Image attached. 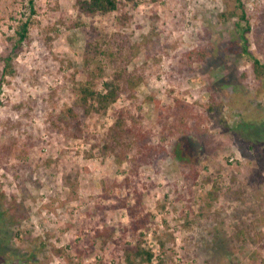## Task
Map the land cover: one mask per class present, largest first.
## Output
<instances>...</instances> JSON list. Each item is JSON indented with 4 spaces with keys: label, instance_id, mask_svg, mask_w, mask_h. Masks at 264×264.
Returning a JSON list of instances; mask_svg holds the SVG:
<instances>
[{
    "label": "rangeland",
    "instance_id": "1",
    "mask_svg": "<svg viewBox=\"0 0 264 264\" xmlns=\"http://www.w3.org/2000/svg\"><path fill=\"white\" fill-rule=\"evenodd\" d=\"M76 3L36 1L39 24L10 76L4 74L12 49L7 38L29 5L0 0V264H126L120 242L132 240L124 236L129 215L120 202L134 200L130 187L114 183L124 182L130 166L119 168L113 155L93 149L122 109L140 115L153 144L170 152L181 138L189 144L186 165L171 155L133 177L149 213L142 232L153 262L264 264V80L242 54L239 18L220 19L241 15L237 0H136L105 17L81 14ZM243 3L250 51L264 63L257 34L264 29V0ZM123 12L131 17L127 25L118 20ZM92 27L138 45L128 67L143 77L138 102L123 94L82 125L66 127L76 87L87 82ZM198 48L207 59L187 62L186 53ZM99 65L104 72L95 88L104 91L113 69L106 58ZM212 93L225 104L224 120L197 117ZM177 100L193 107L190 133L172 110ZM104 229L114 231L112 239L97 236Z\"/></svg>",
    "mask_w": 264,
    "mask_h": 264
},
{
    "label": "trees",
    "instance_id": "2",
    "mask_svg": "<svg viewBox=\"0 0 264 264\" xmlns=\"http://www.w3.org/2000/svg\"><path fill=\"white\" fill-rule=\"evenodd\" d=\"M29 5V14L18 21L14 35L7 38V41L12 43L10 54L5 60L4 74L14 75L15 60L22 49L24 43H31V31L39 24L38 8H36L37 0H27ZM238 7L241 9V15L238 16L236 11L228 14H221L220 19L227 22L235 17L239 18L240 23L237 24L241 36V51L244 56H247L252 61L253 72L258 79L264 80V63L257 58L250 51V44L247 33L251 31L247 13L244 8L243 0H237ZM127 4H136V0H77V9L81 14L95 17H105L109 14L122 11V6ZM122 25L129 24L131 17L128 12H123L119 18ZM246 24L242 27V23ZM78 26V24H76ZM88 33V42L85 54V68L87 75V82L80 84L76 87L77 99L72 108H69L65 113V126L68 127L73 121L78 126L82 125L86 118L94 112L107 109L110 104L114 103L121 95L127 97L133 102H138L137 87L143 81V77L137 72H130L128 70L129 64L133 56L138 51V45L128 42L127 38L121 34H99L93 33L96 31L94 27ZM257 34L264 39V29L259 30ZM260 49L264 45L259 43ZM186 60L189 63L204 62L208 57L206 49L198 48L186 53ZM103 58H106L111 63L113 69L111 80L104 83V91H98L95 88L97 78L103 74V68L99 64ZM96 64L98 69H92V65ZM149 101L155 102L160 106V101L150 96ZM225 104L218 100L217 96L212 93L208 103L205 105L204 114L201 113L197 117L203 118V121L224 120ZM174 112L182 115L181 126L184 131H191L189 120L195 117L193 107L185 104V102L176 101L175 106L172 108ZM140 115L131 114L129 110H118L115 114L113 125L109 128L105 138L100 146H94L93 149L99 148L102 154H111L115 157L116 164L122 168L125 163L130 166L129 175L125 178L123 183H114L115 186H128L130 187L132 200L121 201L122 207L128 210L129 222L124 227V236L131 238V243L123 244V258L126 264H155L153 259L155 254L152 250L147 249L145 244V235L142 232L146 229L149 223V213L144 204V194L134 182V176H140V169L144 165H153L157 167L160 161H163L173 155L179 163L186 165L190 162L191 158L188 157L189 144L183 138L179 139L172 152L169 151L165 144H153L150 132L146 130L141 122ZM226 121V120H225ZM248 123V122H246ZM250 125V124H249ZM181 128V129H182ZM200 130V126L198 128ZM229 129V127H228ZM201 131V130H200ZM187 133V132H185ZM81 135V129L75 136ZM194 169V168H193ZM218 186L215 185L213 192L209 195L212 198L217 196ZM108 191V188H105ZM114 231L109 229L98 230V237L113 238ZM134 243V244H133ZM159 264H166L164 260H160Z\"/></svg>",
    "mask_w": 264,
    "mask_h": 264
}]
</instances>
